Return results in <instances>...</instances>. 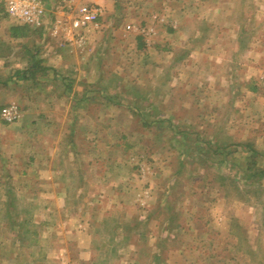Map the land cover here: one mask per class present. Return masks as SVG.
Returning a JSON list of instances; mask_svg holds the SVG:
<instances>
[{
    "label": "rangeland",
    "instance_id": "obj_1",
    "mask_svg": "<svg viewBox=\"0 0 264 264\" xmlns=\"http://www.w3.org/2000/svg\"><path fill=\"white\" fill-rule=\"evenodd\" d=\"M45 3L0 22V264H264V0Z\"/></svg>",
    "mask_w": 264,
    "mask_h": 264
},
{
    "label": "built area",
    "instance_id": "obj_2",
    "mask_svg": "<svg viewBox=\"0 0 264 264\" xmlns=\"http://www.w3.org/2000/svg\"><path fill=\"white\" fill-rule=\"evenodd\" d=\"M65 7L70 9L73 0H64ZM4 11L6 15L19 22L39 26L38 23L45 17L46 3L45 0H5ZM76 23L80 26H86L94 23L98 16L99 10L90 6H79L76 11ZM14 108L5 109L2 115L7 121L15 118Z\"/></svg>",
    "mask_w": 264,
    "mask_h": 264
},
{
    "label": "crops",
    "instance_id": "obj_3",
    "mask_svg": "<svg viewBox=\"0 0 264 264\" xmlns=\"http://www.w3.org/2000/svg\"><path fill=\"white\" fill-rule=\"evenodd\" d=\"M48 9H50V11L48 10V13L47 14H50L52 12H53V14L55 13L54 12V9L55 8H52V6H49ZM45 16H46V13H45ZM0 22H1V24H11L9 26V28H8V32H7V36H6V39H8V40H6V43H8V44L10 42H12V41L18 40L19 39V36H20V33H26V34H30L31 32H35V33L38 32V33H40V32H42V28L41 27H43V26L40 27V26H35V25H26L25 23H19V22L14 21L13 19L8 18V17H7V19H4V21H0ZM38 24H45L44 18ZM44 27H46V26H44ZM47 28L48 27H46V29ZM1 46L4 47L5 46V43H1L0 42V47ZM30 53L32 54V58L34 57L35 59H38L40 61H43L47 57V55L45 54V50L40 51V50L37 49V50L30 51ZM8 56L10 57V55L7 54V53L5 55V51H4V53H2L0 55V58L1 59H5ZM30 58H31V56H29V59ZM16 72H14V74ZM12 73H13V71H12ZM19 73H21V72H19ZM41 74H43V73H41ZM35 170H37L35 167H33V166L29 167L30 173L36 172ZM46 170L48 171L49 169L47 168ZM38 172H40V171H38Z\"/></svg>",
    "mask_w": 264,
    "mask_h": 264
},
{
    "label": "trees",
    "instance_id": "obj_4",
    "mask_svg": "<svg viewBox=\"0 0 264 264\" xmlns=\"http://www.w3.org/2000/svg\"><path fill=\"white\" fill-rule=\"evenodd\" d=\"M40 62H41L40 60L35 59L34 57L33 58L31 57L29 59L30 67H28L27 70H25V72H27V73L30 72V73L33 74L36 71H38V69H39V71L43 73V68L38 67V65L40 64Z\"/></svg>",
    "mask_w": 264,
    "mask_h": 264
}]
</instances>
